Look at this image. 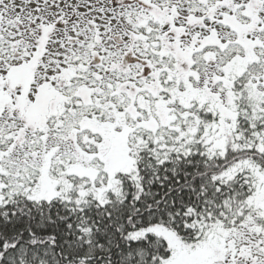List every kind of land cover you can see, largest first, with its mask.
Segmentation results:
<instances>
[{
    "label": "snow or ice",
    "instance_id": "snow-or-ice-1",
    "mask_svg": "<svg viewBox=\"0 0 264 264\" xmlns=\"http://www.w3.org/2000/svg\"><path fill=\"white\" fill-rule=\"evenodd\" d=\"M0 264H264V0H0Z\"/></svg>",
    "mask_w": 264,
    "mask_h": 264
}]
</instances>
